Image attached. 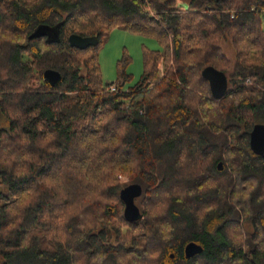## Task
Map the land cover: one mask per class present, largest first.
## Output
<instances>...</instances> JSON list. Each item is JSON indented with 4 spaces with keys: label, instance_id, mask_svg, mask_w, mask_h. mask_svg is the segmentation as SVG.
Instances as JSON below:
<instances>
[{
    "label": "trees",
    "instance_id": "obj_1",
    "mask_svg": "<svg viewBox=\"0 0 264 264\" xmlns=\"http://www.w3.org/2000/svg\"><path fill=\"white\" fill-rule=\"evenodd\" d=\"M116 26L163 45L129 87L101 71ZM71 33L99 41L80 48ZM209 64L228 76L219 99ZM257 122L264 0H0V262L264 264ZM130 182L143 189L133 221L120 197ZM189 241L203 250L188 257Z\"/></svg>",
    "mask_w": 264,
    "mask_h": 264
},
{
    "label": "rangeland",
    "instance_id": "obj_2",
    "mask_svg": "<svg viewBox=\"0 0 264 264\" xmlns=\"http://www.w3.org/2000/svg\"><path fill=\"white\" fill-rule=\"evenodd\" d=\"M225 51L234 55L229 39L222 41ZM160 41L151 35L116 26L103 38L99 49V61L103 79L112 82L119 79L121 73L127 74L124 86L134 85L144 71V52L147 48L162 49ZM131 183V182H130ZM137 203V201H136Z\"/></svg>",
    "mask_w": 264,
    "mask_h": 264
},
{
    "label": "water",
    "instance_id": "obj_3",
    "mask_svg": "<svg viewBox=\"0 0 264 264\" xmlns=\"http://www.w3.org/2000/svg\"><path fill=\"white\" fill-rule=\"evenodd\" d=\"M45 33L46 31L37 28L29 36H40ZM69 41L74 46L84 48L88 45L97 44L99 38L97 35L84 36L78 33H71L69 35ZM202 75L209 81L211 92L215 98L219 99L226 94L228 89V76L225 71L209 64L202 69ZM44 77L52 85H55L60 80L61 73L56 69L47 68L44 71ZM250 147L255 153L264 155V123L257 122L254 124L250 132ZM218 166L219 169H222L223 161H220ZM142 190V185L138 182H131L121 188L120 197L125 202L124 215L127 220H137L142 216L140 207L135 201V198L142 193ZM202 250V245L196 241H189L185 245V253L188 257L200 253ZM0 264L2 263L0 262Z\"/></svg>",
    "mask_w": 264,
    "mask_h": 264
},
{
    "label": "built area",
    "instance_id": "obj_4",
    "mask_svg": "<svg viewBox=\"0 0 264 264\" xmlns=\"http://www.w3.org/2000/svg\"><path fill=\"white\" fill-rule=\"evenodd\" d=\"M115 88H116L115 84H111V85H110V89H111V90H113V89H115Z\"/></svg>",
    "mask_w": 264,
    "mask_h": 264
}]
</instances>
